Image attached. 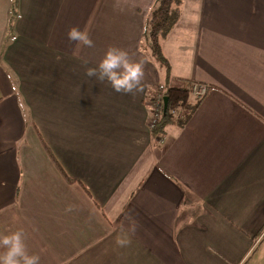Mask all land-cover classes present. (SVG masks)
Returning <instances> with one entry per match:
<instances>
[{
    "label": "crops",
    "instance_id": "crops-1",
    "mask_svg": "<svg viewBox=\"0 0 264 264\" xmlns=\"http://www.w3.org/2000/svg\"><path fill=\"white\" fill-rule=\"evenodd\" d=\"M154 2L16 0L9 29L0 0V237L22 230L40 264H264V0H179L164 81L208 91L156 140ZM112 46L144 63L135 96L85 75Z\"/></svg>",
    "mask_w": 264,
    "mask_h": 264
},
{
    "label": "clouds",
    "instance_id": "clouds-1",
    "mask_svg": "<svg viewBox=\"0 0 264 264\" xmlns=\"http://www.w3.org/2000/svg\"><path fill=\"white\" fill-rule=\"evenodd\" d=\"M68 40L76 44L77 51L81 47L94 48L88 30L72 27L67 33ZM85 75L99 82H107L116 93L135 96L143 91L145 66L142 61L131 59L127 50L109 47L96 67L86 69ZM72 211V206L66 209ZM25 233L22 230L0 237V264H40V256L29 254ZM129 239H118L117 244L127 246Z\"/></svg>",
    "mask_w": 264,
    "mask_h": 264
},
{
    "label": "trees",
    "instance_id": "trees-1",
    "mask_svg": "<svg viewBox=\"0 0 264 264\" xmlns=\"http://www.w3.org/2000/svg\"><path fill=\"white\" fill-rule=\"evenodd\" d=\"M178 6L179 0H155L143 33L149 42L153 55L164 67L167 78L170 75V65L162 52L161 40L169 34L180 18ZM16 16V0H13L12 13L8 22L9 29H12ZM179 82L178 85L159 84L153 93L149 94L150 96L148 95L149 103L152 102L159 91L163 98H167L165 110L156 119L154 126L150 128L151 137L155 140L162 138L168 125L184 126L202 100V98L199 99L192 95L193 82L186 79H181ZM160 86L163 87L162 90H159Z\"/></svg>",
    "mask_w": 264,
    "mask_h": 264
},
{
    "label": "built area",
    "instance_id": "built-area-1",
    "mask_svg": "<svg viewBox=\"0 0 264 264\" xmlns=\"http://www.w3.org/2000/svg\"><path fill=\"white\" fill-rule=\"evenodd\" d=\"M162 86L159 87V90H162ZM208 91V86L203 83H194L191 89L192 95L196 98H203ZM149 109L151 110V120L149 123L150 128H152L155 124V121L164 110V101L163 96L158 92L157 96L149 103Z\"/></svg>",
    "mask_w": 264,
    "mask_h": 264
},
{
    "label": "rangeland",
    "instance_id": "rangeland-1",
    "mask_svg": "<svg viewBox=\"0 0 264 264\" xmlns=\"http://www.w3.org/2000/svg\"><path fill=\"white\" fill-rule=\"evenodd\" d=\"M12 5H13V0H11V13H12ZM151 10L152 9H150V11L148 13H146L147 20L149 18V15L151 13ZM11 13H10V16H11ZM160 68L162 69L161 64H160ZM164 73H166L165 72V69H164ZM160 76H161L160 77L161 78L160 79V82L163 83V84L169 85L168 84L169 81H167V82L164 81L163 69H162V73H161ZM262 232H264V229L263 228L260 230L259 234L257 235V238H256L257 241L254 244V247L256 246V249H254V252H253V254L251 255V257L249 259V262L255 261V259L257 257H259L261 259L264 257V234H262ZM261 235H262V237L260 238Z\"/></svg>",
    "mask_w": 264,
    "mask_h": 264
},
{
    "label": "water",
    "instance_id": "water-1",
    "mask_svg": "<svg viewBox=\"0 0 264 264\" xmlns=\"http://www.w3.org/2000/svg\"><path fill=\"white\" fill-rule=\"evenodd\" d=\"M163 101H164V110H165V108H166V106H167V98L164 97V98H163Z\"/></svg>",
    "mask_w": 264,
    "mask_h": 264
}]
</instances>
